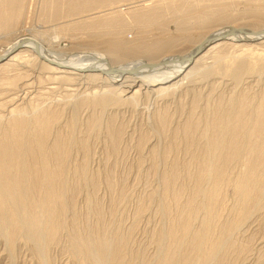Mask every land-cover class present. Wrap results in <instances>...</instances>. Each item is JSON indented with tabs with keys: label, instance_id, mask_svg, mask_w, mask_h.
I'll return each mask as SVG.
<instances>
[{
	"label": "rangeland",
	"instance_id": "1",
	"mask_svg": "<svg viewBox=\"0 0 264 264\" xmlns=\"http://www.w3.org/2000/svg\"><path fill=\"white\" fill-rule=\"evenodd\" d=\"M55 1L56 3L48 0L18 1L17 4L22 7L20 24L16 29L0 30V52L4 45L19 35L36 33L40 34L39 37L49 48L53 49L54 46L53 50H59L64 55H74L95 48L96 51H105L108 57L118 55L120 63L139 57L151 61L150 56L156 55L154 58L158 59L168 54L186 53L194 49L205 35L217 28L234 26L257 30L264 27V0H110L102 5L94 3L83 13H72L65 0ZM55 7L62 10L58 16L49 14L50 8ZM115 15L119 16L120 23L114 26L87 28V25H84L90 18ZM46 26H49L48 31ZM55 34L58 35L59 41L52 42L51 37ZM108 41H113L115 45L112 54L107 50ZM260 41H240L246 43L237 45L236 42L222 40V44L212 48L190 65L191 70L186 80L182 79L177 86L172 85V89L163 91L162 94L161 91H153L156 86L151 87L152 89L142 88L141 93L133 98H130L131 93L127 94L129 97L123 95L124 101L114 103L113 106L111 104V108H105L106 112L104 108L87 107L79 108L78 113H75L67 107V103L71 99L74 103L82 93L75 94L76 97H66V91L63 89L65 84H62L63 87L56 84L57 89H49L48 87L54 86L55 83L51 84L53 81L46 76L50 74L41 68H38L41 72L38 79H30L31 69L34 65L36 67L38 61L29 56L28 49L22 52L26 57L11 61V65H6L7 68L0 66L2 127L20 113L28 118L33 117L36 111L34 109L39 105L40 110L51 107L61 113L53 133L60 132L74 139L70 146L72 152L68 157L69 171L67 169L68 173L65 172L66 195H69V205L74 206V209L67 213L66 226L60 232L59 239L47 247L48 262L45 264H93L87 262L85 257L81 259V256L76 257L73 254L68 238L73 214L77 216L79 227H86L90 221V228L99 227L98 230L101 233L106 232L112 240L122 235L119 239L125 241L124 252L133 264L142 263L144 258L150 264H155L158 232L173 225L176 240L172 244L167 238L165 243H170V246L178 251L174 256L176 264H193L196 254L189 253L188 246L191 231L184 240L181 226L176 220L179 214L184 212L196 211L199 214L202 212L200 216L203 215L202 207L207 202L209 211L211 199H215V203L212 206L213 216L207 217L212 227L207 230V245L222 236L221 226L237 221L239 216L245 213L249 218L240 224L241 227L234 232L230 242L227 245L225 243L226 258L223 264H264V197L260 200L261 196L255 190L249 199L243 197L234 184L233 177L242 172L241 161L234 159L228 163L225 175L228 178L217 181L218 187L215 191L210 188L214 184L213 179L209 177L212 180L210 181L208 175L204 176L201 168L214 157V150L207 144L212 131L207 132V129L210 125L214 127L211 120L216 117L234 122L243 101L245 107L242 114L249 117L264 93V42ZM210 44L205 43L196 58ZM9 53H1L0 56L5 58ZM154 58L152 61H157ZM242 61L246 65L251 62L255 63L253 66H257L258 61V64H261L258 65L259 69L251 65L257 71L250 72L251 68L246 72L244 69L239 77L230 76L234 71H227L230 70L227 67L232 66L234 62L230 71L235 70ZM18 74L22 76L15 80L10 79L12 81L7 80ZM178 77L176 79H180L182 75ZM116 85L117 83H114V86ZM136 87L138 84L134 85V88ZM63 100L66 101V106L60 104ZM70 101L69 105L72 104ZM72 114H78L76 120L79 121L75 122L76 126L74 124V127H69ZM94 120L99 121L95 124L92 123ZM212 162L214 166H219L218 157L211 159ZM77 164L78 167H75ZM78 168L82 171L78 172ZM263 172L264 161L257 169L262 180ZM258 200L260 203L257 205L254 202ZM97 218L100 219L99 223ZM196 222L195 225L199 220ZM32 241L18 235L14 243L9 244L0 234V264H42L40 253L35 251Z\"/></svg>",
	"mask_w": 264,
	"mask_h": 264
},
{
	"label": "bare ground",
	"instance_id": "2",
	"mask_svg": "<svg viewBox=\"0 0 264 264\" xmlns=\"http://www.w3.org/2000/svg\"><path fill=\"white\" fill-rule=\"evenodd\" d=\"M18 1L22 2L23 0L22 1L0 0V23H2L0 24V30L1 29L10 30L11 28H15L18 24H20V17L22 18V16H20L22 7L19 4H17ZM48 1H50L51 3L53 1L56 3L55 0H48ZM109 1L110 0H65V3L67 4V6L69 7L72 13H83L84 11L87 10V8L90 5L94 3L102 5ZM45 10H47V8ZM49 11H48L49 14L55 16H58L62 12V10L57 9V7H55L54 9L50 8ZM118 17L119 16L115 15L111 17L106 16V18H100V17L90 18V20H86V22H84V25H87V28L110 27L111 25L114 26L120 23V19ZM48 27L46 29L47 31H48ZM229 27H234V26H224L213 30L212 32L205 35L195 46L198 47L199 45L201 46L204 45L205 44L204 41L211 36L222 35V33L226 31ZM235 28H239V27H235ZM259 30L264 33V27L254 31H259ZM38 31L40 30H37V32ZM39 35H37L36 33H32L30 35H19L18 37L14 38L12 41L4 45L1 48L2 50L0 54L1 53L4 54L8 52L10 53L5 59L0 61V66L6 67L7 65L8 67L9 65H11V61L21 60L24 56V54H22L23 50L28 49L29 56L30 55L33 56L34 59L38 61L36 67L35 65L34 67L32 66L33 68L31 67L32 74L30 73L31 74L30 79L33 78L38 79V74L41 73L40 71H38V68H41L45 72H48L50 74V75H46L47 79L53 81V83L51 82L50 83L51 84L55 83L54 86L50 84L51 86L48 87L49 89L51 88L57 89L58 85L56 86V84H60L62 87H63L62 84H65L66 87H63V89L66 91L65 92L66 97L71 98L74 97L75 94L78 95L79 93H82V95H78L79 99L75 98L77 100H74V103L71 102L72 99L71 101L69 100L70 103H72L70 104L71 106L69 105V101L67 103L68 104L67 107H70V109L75 111V113H78L79 108H87V107H93V108L99 107V108L108 109L111 104L113 106L114 103L121 102L123 95L127 96V94L131 93L130 98H133L135 97V95L141 93L142 88H151V87L153 88V86H156V88L153 91L156 92L161 91L162 94L163 91L165 92L168 91V89L170 88L172 89L171 87L172 85L174 87L175 85L177 86L178 84H180L182 79L185 78L186 80L187 78L186 76L189 74L191 70L190 65L193 62L194 63L197 62L201 57L205 56L207 52L212 48H215L218 45L222 44V40L232 41L234 43L236 42L235 44L237 45H242L246 43L240 41L261 40L260 42H264V37L259 39L254 34H244L242 32H234L229 36V38L227 37L222 39L220 38L212 42L210 45H208V48H206L205 51L197 58L196 56L193 58L191 57V52L193 50L192 49L186 53L168 54L158 59H156L157 57L154 58L156 56L155 54L154 57L150 56L149 59L152 58L153 60L154 58L157 61H152V60L148 61L146 59H143V57L140 58L138 56L139 58L135 60H129L120 63L118 62V58H117L118 55L116 56L112 55L113 57H108L107 54H105V51H103L104 53L101 51H96L95 48H92L93 50L77 52L76 54L74 53V55L72 54L64 55V53L61 51L59 52V50L57 51L53 50L54 46L53 49L49 48L42 41ZM28 36L30 37V39L27 38ZM21 40H22V44H21L22 46L20 47L21 49L18 48L13 51L12 49L17 44L21 43ZM51 40L52 42L59 41L58 35L57 34L53 35L51 37ZM107 46H108L107 48L108 52L112 54V50L114 48L113 46H115L113 45V41H108ZM234 62L236 64V61ZM234 62L232 63L233 65ZM258 62H256L257 66L254 65L257 68L258 65L261 64V63L258 64ZM253 64L255 63L250 62V65L247 63L248 65L247 66L244 63V61H242L238 64L237 69L232 71L230 70L231 68L233 69V65L232 66L228 65L231 68L227 67V69H230L227 71L229 72L234 71L233 72L234 74L230 76L237 78V75L239 77L240 73L244 71V69L247 70L252 68L250 72L255 71L256 69L255 68L253 69L254 67ZM251 65L253 67H251ZM221 69L223 70V68ZM216 71L217 70H215V72ZM248 71L249 70H247L246 72ZM212 72L214 73L213 70ZM226 72L225 74L223 72V74L227 75ZM216 73H218V71ZM181 75L182 77H180V79H176L179 78L178 76ZM18 76L21 77L22 74H18L12 78H8L7 80L9 81L15 80L16 78H18ZM41 77H43V74ZM114 83H117V85L114 86ZM137 84L138 87L134 88V85ZM105 86L108 87L104 88ZM178 87H176L175 89L178 90ZM65 102L66 101L63 100L60 104L66 106L67 104ZM244 107H245V102L243 101L241 103V110L237 111L238 114L234 122H231L230 120L224 121V119H219L216 117L213 118V120H211V124L213 123L214 127H211L210 125L211 129L210 128L207 129V132L209 130H212L210 131L211 135L209 136L207 135L209 137V139H207L208 141L207 144L214 150V152H212L214 153L213 156L215 158L218 157L220 163L219 166L217 165L214 166L213 162L211 163V159L213 160L214 157L210 156L211 157V159H209L210 162L203 164L201 168L204 176L208 175L209 180H210L209 177L213 179L214 184L210 188L211 190L214 189L215 191V188L218 187L216 182L226 177L225 175L227 172L228 163L234 159L240 160L243 166L241 167L242 172L237 177L235 176L236 178L233 177L235 179L234 184L241 191L240 193L243 194V197H247L249 199V196L252 194V191L255 190L256 193L260 194L261 196L260 200H263L262 196L264 197V180H262L261 177H259L257 173V169H258V165L264 161V93L262 94L259 103L253 108L252 114L249 117L243 116L242 109ZM52 108L54 107L52 106ZM40 109L41 108H39V105L35 107L34 111L35 110L36 111L33 117L28 118L20 113L19 116L13 117V119L10 118L11 120H9L6 126L2 127L0 124V234H2L6 238V241L9 244L14 243L18 235L19 236L22 235L24 236V238L26 237L29 240H33L32 243L34 242L33 244L35 247V251L38 252V254L39 253L41 254V255L39 254L40 258H42V260L41 259L40 260L42 261V264H45L46 262H48L47 260L48 256L46 257V253L48 252L49 249L47 247L51 246L52 243L54 244L55 241L59 239L58 236H61L59 235L60 232L63 230L64 226H66V220L69 214L68 212H70L71 209H74L73 208L74 206L72 207V205H69L70 204V201L68 199L69 195L68 196L66 195L67 188H66V177H65L66 176L65 172L68 173L69 171L67 167L69 165L68 157L71 154L70 152H72L70 151L71 150L70 146H72L71 143L74 142V139L72 138V136L63 135L60 132L57 133L52 132L56 130V128L54 130V127H57V123L59 122L58 118L61 114L60 112L52 110L51 107L42 110ZM76 115L78 114L73 115V118L69 122V127H74L75 122L77 123L79 121L76 120ZM97 121L99 120H94L92 123L96 124ZM78 164L75 167H78ZM230 170L231 169H229L228 172H230ZM81 171L79 170L78 172ZM85 175L86 173H84V177ZM227 178L228 177H226V179ZM242 199L243 198H241V200ZM210 201H211V206L209 207L211 209L207 211V202H206L202 207L203 215L200 216L202 212L199 214V212L197 213L196 211L194 212L190 211L186 213L184 212L181 214L178 213L179 216L178 219L176 220L178 222L177 224H180L181 226L180 228L183 233L182 236H184V240L186 239L185 236L189 234L188 232L191 231L188 246L190 247L189 253L194 252L196 254L194 259L195 261L193 260L192 262L193 264H223V261L226 258L224 255L225 254L224 249L227 243L230 242L229 240L233 236L234 232L235 231L237 232V230H239L240 224L244 222L247 218H249L245 213H242L237 219V221L235 220L230 222L228 220V222H230L228 225L221 226L222 236L218 239L215 238L213 243L209 242L207 245V230H210L209 227H211L210 226L211 221L207 217L211 218V216H213L214 214V211H212L213 210L212 206L215 203V199H211ZM254 203L258 205L260 201L258 200L257 202ZM263 205H264V201H263ZM76 217L77 216L75 214L71 216L72 220L70 222V227L68 230L69 232L68 238H70L71 248L73 249V254L76 257L81 256V259L82 257H85L86 259H88L87 262L93 264H133L131 260H128L129 257L127 259L126 254L124 252L126 251L123 249L125 241H123V239L122 240L119 239L122 235L118 239L112 240V237H108L106 235L107 234L106 232H105L106 234L101 233L98 230L99 227L90 228L91 227L89 226L90 221L88 222V225L86 227L85 226H83L84 228L79 227V223H77L78 219ZM190 217L191 218L193 217V219H191ZM196 220H199L197 225H195L197 223ZM207 222L209 223V226H207ZM219 226L220 225H218V228ZM176 236L177 235L174 233L173 225L161 229L158 232V243H157L158 251L157 254L154 256L157 258V261L156 262L153 260L151 261L155 262V264H176L177 261L174 260V256L175 253H177L178 251H175L176 248H172L170 246V243L168 245L165 243L166 242L165 240L168 238L169 241L173 244L176 240ZM182 236H180V238ZM180 251H182V249ZM177 256H179V254H177ZM181 258H183V260L185 259L182 256ZM141 261L142 263L140 262V264H150L148 261L145 260V258L144 260Z\"/></svg>",
	"mask_w": 264,
	"mask_h": 264
},
{
	"label": "water",
	"instance_id": "3",
	"mask_svg": "<svg viewBox=\"0 0 264 264\" xmlns=\"http://www.w3.org/2000/svg\"><path fill=\"white\" fill-rule=\"evenodd\" d=\"M234 32H242L244 34H254L256 37H258L259 39H261L262 37H264V33L262 31H254L252 29H248V28H244V27H239V28H235V27H229L226 31H224L222 33V35H219V36H211L209 38H207L204 43L206 44H210L218 39H222V38H229V36L234 33ZM28 39H30V37L28 36L27 37ZM22 40H21V43L17 44L14 48H13V51L15 49H18L20 48L22 45ZM203 46V45H202ZM201 45H199L198 47L194 48L191 52V57H195L199 52H201V48H202ZM6 58V57H5ZM5 58H2L0 56V61L5 59Z\"/></svg>",
	"mask_w": 264,
	"mask_h": 264
}]
</instances>
